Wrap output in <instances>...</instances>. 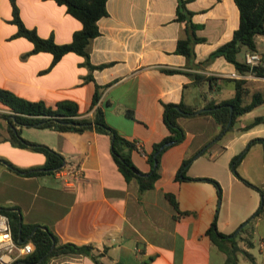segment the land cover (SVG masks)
Here are the masks:
<instances>
[{
    "label": "crops",
    "instance_id": "0c3cea01",
    "mask_svg": "<svg viewBox=\"0 0 264 264\" xmlns=\"http://www.w3.org/2000/svg\"><path fill=\"white\" fill-rule=\"evenodd\" d=\"M14 2L25 26L39 36L51 35L57 43L69 41L81 25L55 0ZM176 3L105 0L106 13L96 20L99 32L87 44L88 60L95 65L89 69L83 55L74 51L63 53L51 65L50 52H29L32 42L13 36L16 25L10 21V0H0V87L52 107L69 100L76 106L77 117H91L94 107H100L107 125L132 142L129 157L141 172L149 171L146 155L152 144L168 133L162 104L181 101L195 107L192 113L175 117L184 136L160 152L158 177L150 188L140 191L136 180H126L116 167L108 134L94 127L74 131L18 124L14 112L0 101V206L18 211L24 223L48 227L58 242L91 243L100 252L102 264H225V251L205 232L213 218L217 230L235 237L231 244L235 264H264V142L246 146L249 139L264 136V122L241 128L264 114V101L239 114L220 136H215L219 126L211 115L201 113L206 101L233 95L234 78L244 79L243 102L253 91L264 96V71L262 75L241 74L221 55L207 58L237 26L233 0H188L191 21L197 24L194 34L202 39L192 43V59L177 52V39L187 29L185 20L176 18ZM257 36L256 52L264 64ZM241 50L236 54L239 60L245 53ZM232 72L242 77L230 76ZM87 73L90 77L85 78ZM194 74L215 78L210 84ZM96 85L99 97L91 105ZM14 126L20 137L62 155L65 165L80 166V175L61 178L54 169L26 174L8 166L5 162L44 170V154L17 145ZM240 152L234 172L229 161ZM188 156L192 158L185 174L215 179L219 196L211 181L175 178L181 160ZM254 169L257 176H253ZM164 192L174 195L177 209ZM259 204L260 211L249 222ZM245 219V228L232 234ZM52 260L97 264L85 254L72 252L53 254L43 264Z\"/></svg>",
    "mask_w": 264,
    "mask_h": 264
},
{
    "label": "trees",
    "instance_id": "16d2710c",
    "mask_svg": "<svg viewBox=\"0 0 264 264\" xmlns=\"http://www.w3.org/2000/svg\"><path fill=\"white\" fill-rule=\"evenodd\" d=\"M57 3L65 5V9L75 18H77L81 25L74 30L71 39L67 42L57 43L53 40L51 35L39 36L33 28L25 26L18 16L17 6L14 0H10L11 4V18L10 21L16 25V31L13 36L21 35L32 42V47L29 52L39 50L48 51L51 53V60L49 65L53 64L63 53L67 51H74L83 55V63L90 69L92 65L88 60L87 44L91 37L96 35L99 30L96 20L99 16L106 13L105 0H55ZM188 0H177L175 11L176 18L184 19L186 23V35L178 38L175 50L192 59L194 52L192 43L196 40L202 39L201 36L194 34V29L197 24L191 21L192 11L186 7ZM238 10V23L233 29L229 39L220 43L207 55V58H212L216 55H221L227 61L231 62L235 69L240 73L252 72L255 75H262L264 71V64L261 61L251 69V66L246 64L243 60H239L236 54L243 49L248 52L256 51L257 34L264 35V0H233ZM206 58V59H207ZM171 71L172 69H165ZM85 78L90 77L86 74ZM194 77L209 80L210 84L215 78L212 75L203 76L201 74H194ZM244 79L234 78V93L231 97L221 99L218 101L208 100L204 103L201 113H209L213 120L218 124L219 129L215 136H220L223 132L230 129L236 117L250 110L255 105L264 101V96L259 91H253L250 99L243 102V87ZM99 97L98 85L95 86L91 96V105L94 104ZM0 101L7 105L13 112L14 122L18 124H36L40 127H49L56 130H74L80 131L84 128L94 127L98 131H102L110 136V154L111 157L122 173L124 178H134L137 182L138 190L150 188L155 179L158 177L159 154L169 144L180 141L184 136L183 128L177 124L175 117L179 114H190L195 110V107L187 105L181 101L179 102H164L162 104V119L165 122L168 133L159 141L152 144V149L147 153L146 158L150 163L148 172H141L131 161L129 157V149L133 145L131 141L119 135L112 127L107 125L104 120L103 112L100 107L96 106L93 109L91 117H77L76 106L69 100L57 101L54 107L46 105L43 101H33L17 96L11 91L0 87ZM229 116L230 122L227 125ZM258 122H264V114L254 116L249 122L244 124L241 128L250 127ZM14 142L19 146H29L30 148L41 151L44 154L45 161L41 169H21L14 167L5 162L8 166L17 171H23L26 174L37 173L41 171L50 172L63 163V157L52 148L41 144L33 143L19 136L18 128L14 126L12 130ZM166 145H162L164 142ZM262 141L263 137H253L247 141L249 146L253 142ZM242 152L231 157L229 163L231 169L235 172V164ZM192 156L184 157L178 169L175 172V178H189V179H205L211 181L215 187L217 195H220V188L217 181L211 177H190L185 174L188 163ZM247 184L249 182L243 179ZM164 196L177 209V201L174 195L170 192H164ZM261 209L259 204L254 212L249 216V222L254 218ZM0 211L5 213L10 221L11 233L15 240L21 238L23 241H30L33 244V249L26 255L14 259L10 264H43L53 254L61 252L80 253L89 256L95 263L102 264L98 260L100 252H96L91 243L77 244L69 241L58 242L56 235L45 226L39 224H29L21 221L18 211L11 207L0 206ZM186 212V211H181ZM248 220V219H247ZM245 228L242 226L240 230ZM210 239L225 251L227 257L225 264H235L234 254L231 252V244L235 242L234 236H229L220 232L215 227L214 218L211 220L209 226L205 229ZM248 255L247 252H245Z\"/></svg>",
    "mask_w": 264,
    "mask_h": 264
},
{
    "label": "built area",
    "instance_id": "2783aa9c",
    "mask_svg": "<svg viewBox=\"0 0 264 264\" xmlns=\"http://www.w3.org/2000/svg\"><path fill=\"white\" fill-rule=\"evenodd\" d=\"M243 61L250 66L257 65L260 61V55L256 51H245ZM245 73L250 74L252 72L248 71ZM229 75L234 77H242V75L234 72L230 73ZM134 143L136 148H141L138 141H135ZM54 171L61 178L65 175H75V177H78V175L81 173V167L65 165L62 163L60 166L56 167ZM32 249L33 244L30 241L17 242L13 238L9 218L5 213L0 211V264H10L14 259L26 255Z\"/></svg>",
    "mask_w": 264,
    "mask_h": 264
},
{
    "label": "rangeland",
    "instance_id": "374dc122",
    "mask_svg": "<svg viewBox=\"0 0 264 264\" xmlns=\"http://www.w3.org/2000/svg\"><path fill=\"white\" fill-rule=\"evenodd\" d=\"M257 46H258L259 49L263 50V52H264V35L263 34H258V36H257ZM241 53H242V50L237 52V55H240ZM46 133H48L49 135H52L51 132H49V131H47ZM207 154H208V150H205L204 151V155H207ZM197 159H201V156L198 157ZM195 161L196 160H194V162L192 161V165H194V163H196ZM189 163H191V162H189ZM189 163H188V165H189ZM234 170H236V169L234 168ZM257 173H258L257 169H254L253 176H257ZM57 263H58L57 261L52 260L50 264H57Z\"/></svg>",
    "mask_w": 264,
    "mask_h": 264
},
{
    "label": "water",
    "instance_id": "95a60500",
    "mask_svg": "<svg viewBox=\"0 0 264 264\" xmlns=\"http://www.w3.org/2000/svg\"><path fill=\"white\" fill-rule=\"evenodd\" d=\"M254 66L255 65H252L251 66V69L253 70L254 69ZM230 116H229V118H228V121H227V125L229 124V122H230ZM168 142L166 141V142H164V143H162V145L161 146H163V145H166ZM209 143V142H208ZM207 143V144H208ZM202 149V148H201ZM201 149L199 150V151H197V153H199L200 151H201ZM247 220L245 219L244 221H242L238 226H237V228L235 229V231H233V233L232 234H234V233H236V231L246 222ZM43 228H45V226H42ZM231 234V235H232ZM18 241H22V239L21 238H18L17 239ZM236 248V246L235 245H232V249H235Z\"/></svg>",
    "mask_w": 264,
    "mask_h": 264
}]
</instances>
